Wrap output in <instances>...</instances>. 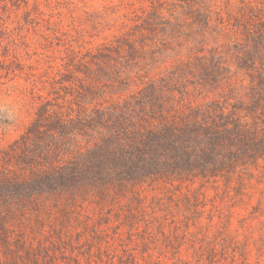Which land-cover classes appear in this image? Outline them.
Returning a JSON list of instances; mask_svg holds the SVG:
<instances>
[{"label": "rangeland", "instance_id": "1", "mask_svg": "<svg viewBox=\"0 0 264 264\" xmlns=\"http://www.w3.org/2000/svg\"><path fill=\"white\" fill-rule=\"evenodd\" d=\"M258 35L264 0H0V149L38 114L74 117L151 79L187 92L191 104L248 102L246 66L264 70V52L254 55ZM251 173L238 191L235 182L175 184L179 197L187 190L197 197L194 214L178 211L160 190H144L156 205L145 218L162 217L166 233L149 228L145 246L140 234L129 240L111 225L95 236L99 214L86 206L87 238L60 242L11 228L9 244L0 238V264H132L127 255L133 264H264V161Z\"/></svg>", "mask_w": 264, "mask_h": 264}, {"label": "trees", "instance_id": "2", "mask_svg": "<svg viewBox=\"0 0 264 264\" xmlns=\"http://www.w3.org/2000/svg\"><path fill=\"white\" fill-rule=\"evenodd\" d=\"M252 42L261 56L263 36ZM246 69L253 90L248 102L239 96L234 103L191 104L187 92L160 78L74 117L38 114L19 139L0 149V238L9 244L11 228L26 226L44 238L62 242L75 235L79 241L90 234V206L99 214L95 236L111 225L125 228L129 240L140 234L145 246L153 241L149 228L166 233L162 217L145 218L156 205L147 203L144 190H160L178 211L191 214L197 197L189 190L179 197L175 184L222 181L229 188L235 182L238 191L264 161V70L254 62ZM20 237L25 245L27 237Z\"/></svg>", "mask_w": 264, "mask_h": 264}]
</instances>
